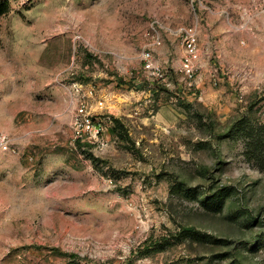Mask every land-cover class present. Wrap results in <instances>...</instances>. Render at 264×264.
<instances>
[{
    "label": "rangeland",
    "instance_id": "obj_1",
    "mask_svg": "<svg viewBox=\"0 0 264 264\" xmlns=\"http://www.w3.org/2000/svg\"><path fill=\"white\" fill-rule=\"evenodd\" d=\"M1 6L0 264H264V0Z\"/></svg>",
    "mask_w": 264,
    "mask_h": 264
},
{
    "label": "built area",
    "instance_id": "obj_2",
    "mask_svg": "<svg viewBox=\"0 0 264 264\" xmlns=\"http://www.w3.org/2000/svg\"><path fill=\"white\" fill-rule=\"evenodd\" d=\"M184 32L186 33L187 55L183 60L181 73L187 80H192L196 72L195 61L198 58L197 36L193 30H184ZM153 45H162L158 32L154 34ZM143 58L146 64V69L153 72L156 77H162L160 69L154 64L151 50L144 52ZM77 93H80V91L77 90ZM94 95V91H90L86 97L88 99H93ZM86 97H83V100H81V102H79L75 107L73 128L76 140L80 142L94 143L101 136L103 127L101 123L96 122L97 119L95 118V115H97L98 112H96V110L90 105V102L86 99ZM97 109H104L103 101L98 102ZM0 150L2 152L10 151V139L4 134L0 135Z\"/></svg>",
    "mask_w": 264,
    "mask_h": 264
},
{
    "label": "trees",
    "instance_id": "obj_3",
    "mask_svg": "<svg viewBox=\"0 0 264 264\" xmlns=\"http://www.w3.org/2000/svg\"><path fill=\"white\" fill-rule=\"evenodd\" d=\"M3 13H4V9H3V6H1L0 7V15H2ZM261 130H264V126H261L258 129L259 134L258 133L257 134H253V135H255V137H252L251 138V141L253 142V146H251V148L249 147L251 150H252V147L256 149V147H254V146H256V145H258V143H260V138L262 136V134H260L261 133ZM258 153H259L260 156H262L264 154V152L262 150L258 151ZM186 233H188V235H190V234H194V231H192V230H186Z\"/></svg>",
    "mask_w": 264,
    "mask_h": 264
}]
</instances>
